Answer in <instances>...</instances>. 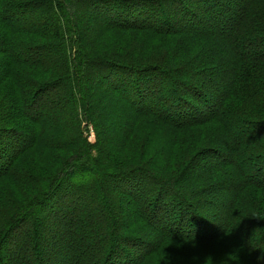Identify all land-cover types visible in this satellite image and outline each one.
<instances>
[{"label":"trees","instance_id":"trees-1","mask_svg":"<svg viewBox=\"0 0 264 264\" xmlns=\"http://www.w3.org/2000/svg\"><path fill=\"white\" fill-rule=\"evenodd\" d=\"M64 1L0 0V87L9 94V103L0 105V141H7L0 176L7 177L9 191L19 187V197L13 193L5 204L0 237L5 231L10 236L0 240V264L14 250L21 264H213L216 258L225 264L235 254L241 264H264V0H233V9L220 0H84L104 7L99 12L106 21L114 6L125 16L133 2L150 6L148 19L127 25L150 40L146 51L157 46L151 55L162 56L152 65L112 62L104 50L80 46L84 31L79 28L76 35ZM10 2L20 11L35 12L37 4L50 10L30 13L40 16L37 25L27 17L33 28L26 17L8 22ZM168 2L178 12H168ZM183 18L192 27H183ZM187 35L201 36L211 50L190 65H184L190 52L181 50V36ZM215 65L218 74L212 80ZM206 68L211 71L204 73ZM182 73L194 78L210 73L212 81L203 85ZM95 76L103 87L89 88ZM208 83L210 94L198 91ZM53 89L69 101L67 124L63 114L57 120L43 115V105L38 114L31 112L34 102ZM185 90L192 93V103ZM122 102L134 108L121 142L126 145L104 146L94 155L79 119L90 122L97 137L107 122L102 110ZM52 104L60 109L63 100L53 97ZM215 125L219 142L213 141ZM201 143L205 147L198 153L187 151ZM38 152H43V172L21 171L18 160L26 155L34 163ZM204 159L197 171V161ZM143 162L142 173H136ZM161 176L169 182L156 178ZM157 181L167 189L151 190ZM86 200L89 208L81 212L78 202ZM46 216L53 222L50 237L41 234ZM18 217L21 223L11 226ZM139 221L145 226L134 229Z\"/></svg>","mask_w":264,"mask_h":264},{"label":"rangeland","instance_id":"rangeland-1","mask_svg":"<svg viewBox=\"0 0 264 264\" xmlns=\"http://www.w3.org/2000/svg\"><path fill=\"white\" fill-rule=\"evenodd\" d=\"M182 1L184 3H187V4L189 2L188 0H182ZM192 1L194 2L197 0H192ZM220 1L222 3L227 4V6L231 9H233L235 6L233 3V0H232L231 4L228 3L229 0H220ZM74 2L77 3L76 4L77 7L69 9L70 4H72ZM200 2H202V0L201 1L199 0V3ZM221 2H220V4H221ZM37 3H39V2H37ZM89 3L90 2L87 3L84 0L83 1H81V0H65L64 1L65 8L67 6L66 13L69 12L70 19L74 20L73 22L76 21L75 22L76 23L75 24L76 35L78 33L80 34L79 28H81L84 31L85 39L83 42L80 43V46H82L85 49H91V50L97 49V51L104 50L103 52L108 54L110 56V59H113L112 62H132L133 61V62L138 63V64L144 63V64L152 65V63L154 61L161 58L162 55H160V54H157L156 56H153V57L151 55V53L156 52L157 46L146 51L144 48L147 47V49H149L150 47H152L150 40L147 39L142 34V32H138L134 29H130L127 25V23H130V22H134L137 24L138 22H142L143 20L148 19L150 16V13L152 11V8L150 6H141L140 4H135L133 2L134 6L130 5L131 11H129L130 12L129 16H125L124 14H120V8H117L118 6H114V9H113L114 15H112V17L108 18L111 20L106 21L105 18L101 17L102 13L99 12V11H103L104 7H101V5H99V4H89ZM194 4H196V3H194ZM10 5H11V8L6 10L8 16H9L8 22H14L15 20L21 19L22 17H26V18L30 17V18L34 19L33 21H34L35 25H37L38 22L40 21L39 14L40 13L44 14L45 12H49V10H50L49 7L48 8L38 7V6H42V5L37 4L38 6H34V8L32 9V10H35V12H28L26 10L20 11V6L16 2H10ZM5 6H8V5L6 4ZM166 7H167V11L170 13L176 12V10L178 12V8L176 6L173 7V4H171L169 2H168V4H166ZM221 7L223 9L225 8L223 5ZM226 10H228V8H226ZM1 13L2 12H0V14ZM30 13H39V14L31 15ZM214 13H216V12H214ZM28 14H30L31 16L30 15L28 16ZM140 14L142 16H140ZM212 14H213V12H212ZM136 15L139 17L138 19H137ZM162 15L163 14L158 16V18L161 17ZM124 16H125V18H124ZM181 17H182V15L180 17L176 16L175 21ZM28 18L25 20L31 24V27L36 28V26L33 25ZM10 19L13 21H10ZM188 19L189 18H183V21L181 20L183 27H186L187 29L192 27L191 25H189V23H187ZM107 25H109V26H107ZM119 25H122V26L118 27ZM207 27H209V26H207ZM207 27H204V28H207ZM213 28H214V26L209 27L210 30H212ZM70 32L72 34V30H70ZM50 33H51V31L47 32L48 37L51 36ZM181 41H182L181 42L182 52H185L186 50H187V52H190V54L188 55V59L186 61H184V65H190V63H193V60L196 56L202 57L205 55L206 52L208 53L210 50V49L208 50V45L206 47L205 44H203V40H202L201 36H196V35L181 36ZM67 46L72 47V43H68ZM210 47H212V45ZM213 51H217V48L214 49ZM45 53H46L45 51L44 52L41 51L40 54H45ZM189 56L191 57V59H189ZM167 61L171 62L170 59H168ZM1 62H3V57L0 55V65H1ZM179 62H181V61H179ZM214 62L215 61H213V63ZM177 63H178V61H176L173 65H176ZM169 64H171V63H169ZM0 69H1V66H0ZM211 69H213L212 80H215L216 79L215 74H218L216 72V70H218L217 65H215L214 67L212 66ZM211 69L206 68L203 71H204V73H206V72H208V70L211 71ZM184 72H186V70ZM188 72L189 71H187L186 73H188ZM93 73H91V74H93ZM120 73L123 75L122 76L123 79L124 78L128 79V77L126 76L125 73H123V72H120ZM208 74H209V76L196 77V78L192 77L189 74H183L182 73L181 75L186 76L188 80H191L193 82H196V81L200 82V83L202 82L204 85L206 83L205 80L212 81V80H210L211 79L210 73H208ZM98 80H99V78L97 77V82H96V76H95V78L93 79L91 84H89V88H92L95 85V83H97V86L103 87V85H101V83L98 82ZM130 80H131V77L127 81L130 82ZM118 83L122 84L120 81ZM9 85H11V84L10 83L6 84V86H9ZM123 85H128V84L125 83ZM205 86L206 87L203 90H198V91H203V92L207 91L208 94H210L211 92H209V90H212V89H210V84L208 83V85H205ZM212 86H213V84H212ZM0 89H1V91H0V100H1V96L3 94L5 95L7 87H3V88L0 87ZM105 90H106V88H105ZM128 90H129L128 88L123 89V92L126 93ZM185 91L187 92V94L185 95L186 100H188L189 103H192L194 101V99H192V96H191L192 93L190 94L188 90H185ZM213 92H214V90H213ZM103 93H105V91H103ZM10 94H11V92H10ZM58 94H59L58 90H54V89L52 91H50L49 93L44 94L42 97H40V99H37L34 102V104L31 106V108H32L31 112L34 111L38 114L40 111H42L41 107L43 105V107H42V109H43L42 114L43 115H47V116L50 115L51 118L57 120V116L59 114H63L65 117L64 123L67 124V120L71 116L70 104H69V101L66 97L62 98V97L58 96ZM53 97H57V98H60L63 100V106L60 109H57L53 106V104H52ZM8 98H9V94L8 95L6 94L3 97V99L0 102V105L2 107H4L6 105V103H9L7 101ZM45 100L47 101V103H46L47 105L46 104L44 105L43 101H45ZM108 103H109V101H108ZM122 105H123V102L121 104H115V105H111V106H109L107 104L106 105L107 110H105V109L102 110V112H103L102 115H104V118L106 119L107 122L103 123V125L101 126L102 130L103 129H105V130L103 131V133L100 132L99 133L100 135L98 134L99 136H97V137L95 136V131H93V126H88V124L90 122H87V124H86L85 122H83L82 118L79 119L81 121L80 129H82V135L84 136L85 140H87V144H89L93 147V154L94 155L100 154L104 150V146H105V148L113 147V149H114V146L119 145L121 148L124 145H126L125 144L126 142H124V144H122L121 142L123 141V136L126 133L125 126H127V123H129L132 119L131 117H129L130 114L128 111H131L134 108H130L129 106L124 107ZM100 112L101 111H99V113ZM96 113H98V112H96ZM90 121L92 123L91 119H90ZM0 124H2V123L0 122ZM105 125H106V128H105ZM138 125H139V123H138ZM128 129H130V128L128 127ZM102 134L105 135L104 138L102 137ZM220 136H221L220 135V127L217 125L213 126V141H216L218 139V137H220ZM220 138L216 142H219ZM101 140H104V141L101 142ZM202 143H203V140H202ZM202 143L199 144L198 148L193 146V149H189L187 151L193 153V155L198 153L201 149H203L205 147L204 145H202ZM6 146H7V141H4V140L0 141V164H2L3 160H6L3 158V156L5 155V152H6ZM172 149L174 151V149L176 150L177 147L172 145ZM215 150L216 149L213 146V151H215ZM130 151H131V153L136 152L134 149H132ZM38 153H39V155H37V157L33 156L32 160L34 161V163L32 162L31 164L29 162L30 161L29 157H27L26 155L23 158L21 157L17 163L20 170L23 172L24 171L25 172L31 171V172L38 173V174L42 173L43 169H44V162H43L44 158L42 156L43 152L42 153L38 152ZM117 154H119V153H117ZM121 154L124 156L127 153L122 152ZM28 156H29V154H28ZM93 157H96V156H93ZM113 161H114V159H113ZM207 161H208V159L207 160H205V159L204 160H198L197 161V163H198L197 164L198 165L197 171L201 170L203 168V164L205 165V163ZM143 166H146L145 162L140 164V166H137L136 170L135 169H133V170H135L136 173H142ZM110 169H112L116 173L120 172L118 170V168H115L111 165H110ZM129 170H131V169H129ZM247 171L250 172V170H247ZM127 173H129L128 169H127V172L124 173V175H126ZM156 178L159 179V181H161V182H163V181L169 182V180H165L166 177L161 176L159 178L158 177H156ZM159 183L160 182H158V183L153 182V184L151 183L152 185L149 186V188L151 190H154L158 185L157 188L161 189L163 187V189H167V186H162L161 184H160L161 185L160 186ZM7 187H8L7 177L6 176H0V227L3 224L5 225L4 222H6L5 219H6L7 214H8L6 212V209H7L6 207H8V206H5L6 202H8V204H10V201H12V198H13V193L15 196L17 195V197H19V187H18V189H17V187H15L16 189H12V190L10 189V191H9V189H7ZM7 191H9V193H8L7 199H6L5 196H6ZM174 193H176V192H174ZM54 202H56V200ZM89 202H91V201L90 200H86L83 202L79 201L78 202V209L81 212H86L89 208V206H87L86 204ZM51 203H52V201H51ZM50 208H51V210L56 209V205L52 204V206ZM90 208L98 209V211H100V209L102 210L103 205H102V208H101V206L100 207L97 206V208L95 206H91ZM199 210L204 211L206 214L213 213V211L211 209L210 210L206 209V208L202 209L199 207L198 211ZM131 220L134 221L136 219H131ZM17 223H21L20 217L16 218L13 221V223L11 224V226L16 227ZM41 223H42L41 234L46 235L48 233L49 237H50V231L53 230V225H52L53 222L51 221V219L47 218V216H46L41 221ZM144 226H145L144 223H142V221H139L138 224L134 225V229L138 228L140 230V228H142ZM24 228H26V227H24ZM55 232H56V230H55ZM3 236L4 237H0V240L2 238L3 241H5V239H7V238L9 239L10 233L5 231L3 233ZM18 236H19V232H17V234L14 235L12 242H15L17 240ZM139 236H140V232H136L135 238L138 239ZM8 243L9 244L6 243V245L9 246L10 242L8 241ZM7 249H9V248H7ZM4 252L5 251L2 250L3 254H4ZM7 253H8V255L3 260V264H21L15 258V250H14V253L13 252H7ZM258 254H259V252H258ZM260 255L263 256L261 253H260ZM213 257H217V255H213L210 259L213 260L212 259ZM232 260H234V264H241L242 263L241 258L235 254L233 256V258L232 257L231 258H225V264H232ZM54 261H57V259H54ZM218 261H219L218 258L214 259L213 264H224V261H223V263H222V261H220V262H218Z\"/></svg>","mask_w":264,"mask_h":264}]
</instances>
